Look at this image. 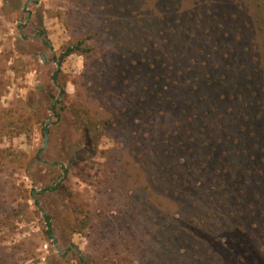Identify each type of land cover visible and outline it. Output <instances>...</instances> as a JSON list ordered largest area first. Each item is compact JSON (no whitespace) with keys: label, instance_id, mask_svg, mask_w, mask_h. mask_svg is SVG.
Instances as JSON below:
<instances>
[{"label":"rangeland","instance_id":"374dc122","mask_svg":"<svg viewBox=\"0 0 264 264\" xmlns=\"http://www.w3.org/2000/svg\"><path fill=\"white\" fill-rule=\"evenodd\" d=\"M0 264H264V0H0Z\"/></svg>","mask_w":264,"mask_h":264},{"label":"trees","instance_id":"16d2710c","mask_svg":"<svg viewBox=\"0 0 264 264\" xmlns=\"http://www.w3.org/2000/svg\"><path fill=\"white\" fill-rule=\"evenodd\" d=\"M80 46H81V44H77V45H75V46H73V47H69V48H67V50L65 51V53H64L63 55H64V56H68V55H70V54H72V53H75V52L80 51ZM52 80H53L54 82H56L55 77H54V78L52 77ZM57 85H58V84H57ZM58 88L60 89L61 93L64 92L63 87H61V86L58 85ZM45 219H46L47 225L49 226L50 223H49V219H48V217L45 216Z\"/></svg>","mask_w":264,"mask_h":264},{"label":"water","instance_id":"95a60500","mask_svg":"<svg viewBox=\"0 0 264 264\" xmlns=\"http://www.w3.org/2000/svg\"><path fill=\"white\" fill-rule=\"evenodd\" d=\"M40 59H41V61L44 63L45 62V58H44V56L43 55H41L40 56ZM46 134H44V140H45V142H46ZM45 145H46V143H45Z\"/></svg>","mask_w":264,"mask_h":264}]
</instances>
